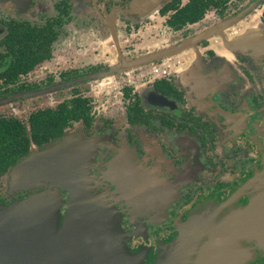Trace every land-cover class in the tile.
Listing matches in <instances>:
<instances>
[{"label":"flooded vegetation","instance_id":"af4514ba","mask_svg":"<svg viewBox=\"0 0 264 264\" xmlns=\"http://www.w3.org/2000/svg\"><path fill=\"white\" fill-rule=\"evenodd\" d=\"M132 1L0 0V99L57 87L23 120L79 109L32 147L91 140L86 176L120 217L115 264H264V0H139L158 2V43ZM190 8L202 15L169 24Z\"/></svg>","mask_w":264,"mask_h":264},{"label":"water","instance_id":"95a60500","mask_svg":"<svg viewBox=\"0 0 264 264\" xmlns=\"http://www.w3.org/2000/svg\"><path fill=\"white\" fill-rule=\"evenodd\" d=\"M20 97L0 99V105ZM83 144L72 151L57 145L41 150L30 147L8 170L10 193L47 188L14 204L0 205V264H115L123 259L124 249L115 234L105 239L119 222L115 211L83 181ZM70 162L73 165L68 166ZM57 188L67 190V199L59 196ZM63 206L66 212L60 218ZM56 232L69 236L58 243Z\"/></svg>","mask_w":264,"mask_h":264},{"label":"rangeland","instance_id":"374dc122","mask_svg":"<svg viewBox=\"0 0 264 264\" xmlns=\"http://www.w3.org/2000/svg\"><path fill=\"white\" fill-rule=\"evenodd\" d=\"M146 1H151V0H146ZM139 0H133L131 2V4L129 5V8L127 9V14L134 16L137 15L141 20L142 18L145 16V12H148L147 15H149L147 18V21L144 24H141V26L138 28V30H142V31H149L153 34L154 37H156V41L155 42H160L163 40L164 34L162 33L164 31V28H162L161 26V20L160 18H158L157 16L154 15L155 11L158 9L159 5L158 2L153 4V6H139ZM147 9L149 11H147ZM145 13V14H144ZM137 31V30H136ZM156 33V34H155ZM144 38H146V34L144 35ZM72 60V56L70 58V61ZM73 62V61H72ZM82 62H86V61H76V65H72V67H77L80 66ZM71 64V63H70ZM78 82V81H77ZM76 82V83H77ZM75 83V84H76ZM109 87H111V84L108 80H104L101 83H99V85L96 87V92H103V91H107L110 90ZM57 88V87H56ZM56 88H50V89H45V91H36L34 93H27V94H23V102H17V103H12V102H8L5 104H1L0 105V115L3 116H15L18 117V119H23L24 116V111H28L31 110V108H33L34 106L36 107H42V106H53L54 102L57 101V99L59 98V95L61 93L58 94H50L49 90H56ZM86 88V85L80 86V89ZM68 92V91H67ZM99 118H97L96 120H98ZM94 140V139H93ZM116 140V139H114ZM80 141V142H78ZM78 143L83 144L84 148L83 150L80 152L81 153V158H82V163H86L87 159H88V152H87V148L89 143L92 144L90 139H87L85 136L82 135V133L80 132H76V133H72L70 135H67L61 139L56 140L55 142H53L52 144L48 145V147H54V146H60V148H68L69 150H78L77 147L79 146ZM115 143V142H114ZM114 143H111L112 146H115ZM66 150V149H64ZM82 164V165H83ZM85 165H83V181L85 183L86 188L91 192L94 193L96 195H98L102 200H104L103 196L98 193L96 190H94L92 188V184L89 180V177L86 176L85 173ZM8 172L6 173V175H4L1 179H0V205H10V204H14L17 201H21L24 198H26L27 196L36 194V193H40L43 192L47 187L44 186H40L38 188H36L35 190H32L30 194L26 195L23 198H15L19 193L21 192H29V191H17V192H8ZM59 190V196L62 199H67L68 196V192L67 190H60V188H57ZM62 191V192H61ZM5 199L7 203H2L1 200ZM105 201V200H104ZM105 203L107 204V202L105 201ZM108 205V204H107ZM113 211H115L118 220H120L119 214L118 212L114 209V207H112L111 205H109ZM64 208L63 213L61 214V209ZM60 210H59V216L60 218L63 217V215L66 212V207L63 206ZM112 228V231H110V234H105V236H107V238L105 237V239H108V236L110 235H114V238H118L121 247H123L124 250H126V248L124 247L123 243H122V237L120 234V227H119V222L118 224H115L114 226L112 225L110 227V229ZM104 233V232H102ZM106 233V232H105ZM116 238V239H117ZM126 253V251H125Z\"/></svg>","mask_w":264,"mask_h":264},{"label":"trees","instance_id":"16d2710c","mask_svg":"<svg viewBox=\"0 0 264 264\" xmlns=\"http://www.w3.org/2000/svg\"><path fill=\"white\" fill-rule=\"evenodd\" d=\"M202 15V9L190 8L181 11L169 24L179 28L186 21H194ZM79 109L59 104L56 109H41L31 112L26 121L0 115V179L29 148L47 143L62 134L68 121L77 120Z\"/></svg>","mask_w":264,"mask_h":264},{"label":"bare ground","instance_id":"6f19581e","mask_svg":"<svg viewBox=\"0 0 264 264\" xmlns=\"http://www.w3.org/2000/svg\"><path fill=\"white\" fill-rule=\"evenodd\" d=\"M69 165H73V163H72V162H70V163L68 164V166H69Z\"/></svg>","mask_w":264,"mask_h":264}]
</instances>
